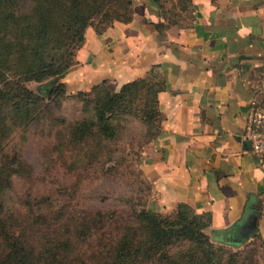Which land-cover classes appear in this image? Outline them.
I'll use <instances>...</instances> for the list:
<instances>
[{
    "label": "rangeland",
    "instance_id": "1",
    "mask_svg": "<svg viewBox=\"0 0 264 264\" xmlns=\"http://www.w3.org/2000/svg\"><path fill=\"white\" fill-rule=\"evenodd\" d=\"M117 1L81 0L102 10L91 28L129 19L134 0ZM154 1L169 21L185 22L189 0ZM32 6L0 0V77L9 80L0 83V264L14 239L28 254L19 264H264L258 239L223 242L207 228L192 238L150 230L142 215L157 211L140 151L158 131L156 78L122 98L106 125L96 101L72 98L49 80L25 81L35 54ZM159 213L168 226L176 220V212ZM186 214L206 221L191 208Z\"/></svg>",
    "mask_w": 264,
    "mask_h": 264
},
{
    "label": "crops",
    "instance_id": "2",
    "mask_svg": "<svg viewBox=\"0 0 264 264\" xmlns=\"http://www.w3.org/2000/svg\"><path fill=\"white\" fill-rule=\"evenodd\" d=\"M172 23L153 0H134L131 18L100 33L88 27L63 76L66 95L105 81L156 76L159 133L140 151L157 212L179 204L209 214L211 235L253 211L264 261V172L242 133L253 101L264 102V0H189Z\"/></svg>",
    "mask_w": 264,
    "mask_h": 264
},
{
    "label": "trees",
    "instance_id": "3",
    "mask_svg": "<svg viewBox=\"0 0 264 264\" xmlns=\"http://www.w3.org/2000/svg\"><path fill=\"white\" fill-rule=\"evenodd\" d=\"M117 1V0H115ZM33 6L31 9V33L30 38L35 45V54L33 60L28 61L27 66L24 68L22 74L25 81L43 82L50 81V84L58 83L63 93H65L64 83L61 81L65 73L76 64L75 53L84 43V33L88 27H93V20L101 13V9L98 6L94 11L87 10L86 6L81 0H32ZM158 6V4L153 0ZM117 4H120L117 1ZM129 5V1H127ZM117 6H115L116 8ZM119 9V8H118ZM130 14L129 19L131 18ZM115 18L110 24L116 21L126 22ZM175 23V22H172ZM104 27V28H105ZM102 29H94L97 33H100ZM44 49V51H41ZM45 49H50V52H46ZM153 76V75H151ZM156 82L152 85L154 89V102H155V115L157 118V134L159 133L160 114L157 106L156 94L159 89L162 88V82L156 76ZM1 78V77H0ZM147 77L138 78L131 82H128L120 88L119 91H113L107 87V83L95 85L89 92H79L75 95H70L72 98H82L85 100L96 101L95 108L99 119L103 125H106L108 121L109 113L113 112L116 105L122 98H124L130 92H134L137 88L142 89L143 84L146 82ZM9 80L4 76L0 79L2 85L8 84ZM56 86L53 88H44L45 94L51 95L54 92ZM31 93V92H30ZM38 97V96H36ZM105 130L104 128H102ZM190 208L184 204H179L175 210L177 216L175 222L168 226L165 221L158 215L161 213L156 212L158 215L152 213H145V221L150 227V230L156 234L167 233L168 228L173 230L176 234L181 236L192 238L197 235H202L199 229L208 228L210 225L209 214H199L206 217L204 223H197L195 215L194 220H190L186 214V209ZM174 212V213H175ZM143 213V212H142ZM197 214V213H196ZM16 239L10 240L11 250L7 254L4 264H11V260L19 263H26L28 261V254L26 249L21 245L17 247ZM9 244V245H10Z\"/></svg>",
    "mask_w": 264,
    "mask_h": 264
},
{
    "label": "built area",
    "instance_id": "4",
    "mask_svg": "<svg viewBox=\"0 0 264 264\" xmlns=\"http://www.w3.org/2000/svg\"><path fill=\"white\" fill-rule=\"evenodd\" d=\"M243 139L250 152L261 160L264 172V102L253 101L247 110Z\"/></svg>",
    "mask_w": 264,
    "mask_h": 264
},
{
    "label": "water",
    "instance_id": "5",
    "mask_svg": "<svg viewBox=\"0 0 264 264\" xmlns=\"http://www.w3.org/2000/svg\"><path fill=\"white\" fill-rule=\"evenodd\" d=\"M256 219L253 211L248 212L241 223L222 230L218 240L239 243L249 239L255 233Z\"/></svg>",
    "mask_w": 264,
    "mask_h": 264
}]
</instances>
